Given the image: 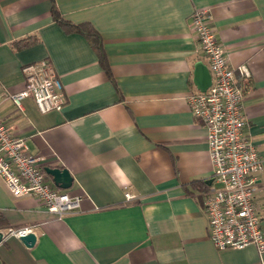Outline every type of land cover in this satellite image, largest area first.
<instances>
[{"label": "crops", "instance_id": "1", "mask_svg": "<svg viewBox=\"0 0 264 264\" xmlns=\"http://www.w3.org/2000/svg\"><path fill=\"white\" fill-rule=\"evenodd\" d=\"M54 3L101 34L107 70L84 35L56 22ZM195 9L209 11L245 93V134L263 162L255 201L264 229V0H0V116L44 157L43 169L70 171L68 189L48 175L54 188L82 196L58 219L35 195H12L0 174V229L9 231L0 264H264L256 245L219 250L209 237L205 196L222 184L187 100L212 77ZM27 37L32 44L15 47ZM41 59L62 82L60 111L40 112L33 97L20 110L10 97L24 88L23 67ZM25 228L37 234L34 247L15 234Z\"/></svg>", "mask_w": 264, "mask_h": 264}, {"label": "built area", "instance_id": "2", "mask_svg": "<svg viewBox=\"0 0 264 264\" xmlns=\"http://www.w3.org/2000/svg\"><path fill=\"white\" fill-rule=\"evenodd\" d=\"M210 19L207 9H195L191 26L209 59L212 84L206 91L191 93L187 98L192 113L207 128L214 177L222 184L205 196L209 237L219 250L256 245L264 251V229L255 201V176L263 169V162L245 134L244 90L237 83L236 69L230 65ZM239 71L249 75L245 65ZM23 72L24 88L10 95L20 110L24 109L22 101L27 97H33L42 113L62 110V82L48 59L26 64ZM43 161L44 157L30 152L25 138L12 134L0 116V174L9 191L16 197L35 195L47 211L62 219L80 209L82 196L54 188L42 167ZM127 197L131 195L127 193ZM29 231L25 228L15 234Z\"/></svg>", "mask_w": 264, "mask_h": 264}, {"label": "trees", "instance_id": "3", "mask_svg": "<svg viewBox=\"0 0 264 264\" xmlns=\"http://www.w3.org/2000/svg\"><path fill=\"white\" fill-rule=\"evenodd\" d=\"M52 15L56 22L62 26L66 31L73 33H80L84 35L93 48L96 50L100 62L104 66V68L107 70L108 67V62H107V56H106V51L104 47V41L101 36V34L90 24V23H79L75 24L71 22L70 20L66 19L62 13L59 11L55 3L52 6ZM33 39L31 37H27L24 39H20L15 43L16 48H22L25 47L29 44H32Z\"/></svg>", "mask_w": 264, "mask_h": 264}, {"label": "water", "instance_id": "4", "mask_svg": "<svg viewBox=\"0 0 264 264\" xmlns=\"http://www.w3.org/2000/svg\"><path fill=\"white\" fill-rule=\"evenodd\" d=\"M200 67V75L204 78L205 71L204 65L199 64ZM207 75V74H206ZM212 84V77L209 73V78H206L205 81H201L200 89L201 91H206L209 86ZM45 172L48 175L53 177L54 184L61 189H68L73 184V176L67 168L62 167H45ZM9 235V231L7 229H0V243H2L7 236ZM19 239L29 248L34 247L37 242V234L34 231H29L26 234L19 235Z\"/></svg>", "mask_w": 264, "mask_h": 264}]
</instances>
